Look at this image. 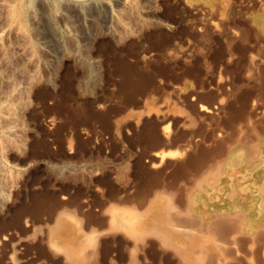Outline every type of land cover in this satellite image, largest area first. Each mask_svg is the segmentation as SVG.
<instances>
[{"label": "rangeland", "instance_id": "1", "mask_svg": "<svg viewBox=\"0 0 264 264\" xmlns=\"http://www.w3.org/2000/svg\"><path fill=\"white\" fill-rule=\"evenodd\" d=\"M54 1L0 0V264H264V0Z\"/></svg>", "mask_w": 264, "mask_h": 264}, {"label": "bare ground", "instance_id": "2", "mask_svg": "<svg viewBox=\"0 0 264 264\" xmlns=\"http://www.w3.org/2000/svg\"><path fill=\"white\" fill-rule=\"evenodd\" d=\"M56 1V0H55ZM55 1H54V3H55ZM93 1V0H92ZM104 1V0H103ZM84 2V1H83ZM28 3H29V1H28ZM53 3V4H54ZM85 4H86V2H84ZM81 4H82V2H81ZM123 4V3H122ZM87 5V4H86ZM78 6H80V5H78ZM88 7V6H87ZM86 7V8H87ZM20 8V7H19ZM81 9V8H80ZM21 15H22V17H24L23 15H24V10L22 9L21 10ZM26 16V15H25ZM21 51V50H20ZM164 156V155H163ZM202 182V181H201ZM217 223V222H216ZM215 223V224H216ZM214 224V223H213ZM214 224V226H215V228H216V225H218V224H216L215 225ZM237 225V224H236ZM56 226L58 227V226H60V222H57L56 223ZM211 226H212V224H211ZM212 228H214V227H212ZM173 232H175V229L172 227V226H168L167 228H166V230H164V232H163V234L164 235H166V238L168 237V236H171V234L173 233ZM170 238V237H169ZM167 242H168V238H167V240H166ZM170 241V240H169ZM69 252H70V249H67Z\"/></svg>", "mask_w": 264, "mask_h": 264}]
</instances>
